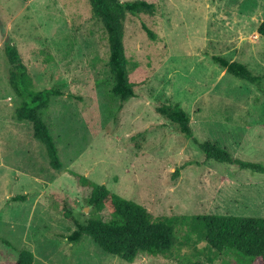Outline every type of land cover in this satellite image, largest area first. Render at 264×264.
I'll return each instance as SVG.
<instances>
[{
    "label": "rangeland",
    "instance_id": "1",
    "mask_svg": "<svg viewBox=\"0 0 264 264\" xmlns=\"http://www.w3.org/2000/svg\"><path fill=\"white\" fill-rule=\"evenodd\" d=\"M155 1L153 15L127 14L124 21L125 53L148 78L122 102L108 93L106 32L87 0H0V264L14 261L21 249L32 251L33 264H180L181 256L145 255L128 263L86 235L67 240L74 225L61 213L62 198L81 222L90 211V187L78 185L73 172L154 216L264 217V172L205 159L192 138L156 111L177 103L190 115L197 141L264 165V38L257 34L264 0ZM5 41L18 49L35 88L65 93L43 112L60 169L49 165L28 121L12 117L18 99L7 80ZM212 55L243 63L262 76L260 83L227 73ZM15 195L24 198L11 200ZM101 216L109 218L106 211ZM194 260L255 264L231 250L211 262L203 254Z\"/></svg>",
    "mask_w": 264,
    "mask_h": 264
},
{
    "label": "trees",
    "instance_id": "2",
    "mask_svg": "<svg viewBox=\"0 0 264 264\" xmlns=\"http://www.w3.org/2000/svg\"><path fill=\"white\" fill-rule=\"evenodd\" d=\"M87 1L91 17L99 20L106 32L110 81L108 93L119 101H126L135 96V87L144 83L148 74L139 61L130 59L125 53L124 21L127 14L153 15L157 3L155 0ZM141 26L151 39L155 38V34L144 22ZM257 34L264 38V17L257 27ZM3 53L7 62L8 84L18 99L12 117L17 121H28L33 138L45 147L49 165L53 169H60L62 162L43 112L53 96L65 93L55 86L35 88L21 54L10 41H5ZM211 59L239 79L252 84H259L262 79V76L252 74L246 65L236 60L216 55H212ZM95 82L98 83L97 80ZM89 93L91 97L93 91L89 90ZM67 94L69 97L81 98L71 91ZM92 103L95 106L93 99ZM94 106H90L92 111ZM156 111L173 124L181 135L192 138L205 159L234 165L239 169L264 172L261 163L234 157L228 149L210 140L197 141L192 134L190 115L177 103L158 105ZM72 174L78 185L90 187L86 198L90 211L86 220L81 222L70 209L69 198H62L61 213L74 225V229L66 236L71 242H77L86 235L104 252L128 263H133L139 255H145L167 259L181 256L180 264H205L194 258L203 254L205 260L211 262L214 257L231 250L249 257L255 264H264V217L217 213L154 216L144 205L121 197L85 176L74 172ZM177 175L178 170L174 173V176ZM23 198L15 195L11 200ZM103 211L109 214L108 219L101 216ZM199 244H203V248L198 247ZM185 250L187 253L182 254ZM33 263L32 251L21 249L17 258L8 264Z\"/></svg>",
    "mask_w": 264,
    "mask_h": 264
}]
</instances>
